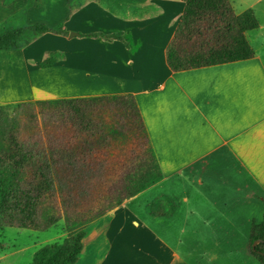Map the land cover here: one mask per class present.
<instances>
[{"label":"crops","instance_id":"crops-1","mask_svg":"<svg viewBox=\"0 0 264 264\" xmlns=\"http://www.w3.org/2000/svg\"><path fill=\"white\" fill-rule=\"evenodd\" d=\"M118 5L120 12L87 2L69 14L64 26L81 34L125 32L132 40L130 49L119 41L46 34L35 42L54 44L50 49L63 55L47 69L37 68L45 54L32 53L35 42L22 50L0 51V105L67 99L39 96L27 78L22 91L15 75L18 64L75 81L77 93L68 99L133 95L162 179L86 225L76 264L96 247L104 253L95 264H179L169 242L174 237L158 221L251 226L264 219V26L259 23L247 33L252 59L172 73L164 51L184 3L125 0ZM141 197L146 200L138 205ZM164 200L175 205L170 217L148 215L151 206ZM134 235L137 246L130 242ZM138 246L135 255L132 247Z\"/></svg>","mask_w":264,"mask_h":264},{"label":"trees","instance_id":"trees-1","mask_svg":"<svg viewBox=\"0 0 264 264\" xmlns=\"http://www.w3.org/2000/svg\"><path fill=\"white\" fill-rule=\"evenodd\" d=\"M181 1L182 14L164 51L170 72L254 57L247 33L259 23L252 10L237 14L230 0ZM46 34L68 36L63 25L3 29L0 51L22 50ZM77 37L132 46L125 32ZM61 58L48 52L37 68H50ZM161 179L133 95L0 105V229L42 231L63 220L67 232L62 241L40 247L30 264H76L85 226ZM174 210L164 200L147 213L170 217ZM247 249L264 264V219L251 224Z\"/></svg>","mask_w":264,"mask_h":264},{"label":"rangeland","instance_id":"rangeland-1","mask_svg":"<svg viewBox=\"0 0 264 264\" xmlns=\"http://www.w3.org/2000/svg\"><path fill=\"white\" fill-rule=\"evenodd\" d=\"M125 0H0V31L14 29L35 23H43L49 27H64L69 13L78 11L87 2L101 4L105 8L120 12L118 2L124 5ZM234 11L237 14L245 10H252L255 17L264 26V0H230ZM66 8V10L64 9ZM136 9H132V13ZM63 12H68L65 17ZM126 13L125 11H123ZM122 12V13H123ZM65 17V18H64ZM67 32V30H66ZM74 32H68L69 38ZM81 34V33H74ZM59 36V35H54ZM252 39V34L248 37ZM80 39L79 37H74ZM264 38V37H263ZM54 44L48 45L45 41L35 42L32 53L45 54L48 52L60 51L53 48ZM48 50V51H47ZM33 55V54H32ZM44 55V57H45ZM61 58V60H62ZM60 61V60H59ZM58 61V62H59ZM32 62H29L31 66ZM20 79L21 90H24L23 80L35 83V91L39 96H67L77 93L75 81L67 82L57 73L28 71L24 64L16 65ZM48 73V74H47ZM37 74V75H36ZM21 75V76H20ZM145 198L141 197L138 205H143ZM156 221V220H155ZM203 223H191L184 225L175 220L158 221V226L164 232L174 237L169 242L173 244V250L180 256L179 264H258L248 253L247 243L249 236V224L230 223L218 224L207 220ZM156 223V222H155ZM163 226V227H162ZM156 227V224H155ZM212 230V231H211ZM189 231H192L193 234ZM67 232L63 220L58 221L46 230H22L18 228L0 229V264H30L33 254L42 246L65 239ZM137 236H131V244L137 246ZM99 247L91 249L83 256L80 264H95L103 256L104 249ZM137 255L140 247H132ZM133 253V251H132ZM130 253L129 255H132ZM132 257V256H131ZM97 258V259H96ZM96 260V262H94Z\"/></svg>","mask_w":264,"mask_h":264},{"label":"water","instance_id":"water-1","mask_svg":"<svg viewBox=\"0 0 264 264\" xmlns=\"http://www.w3.org/2000/svg\"><path fill=\"white\" fill-rule=\"evenodd\" d=\"M76 36H77V34L71 33V34L69 35V38H74V37H76ZM256 243H258V242H256Z\"/></svg>","mask_w":264,"mask_h":264}]
</instances>
